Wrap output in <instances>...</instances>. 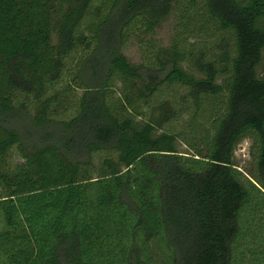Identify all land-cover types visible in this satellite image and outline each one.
<instances>
[{
  "label": "trees",
  "instance_id": "trees-1",
  "mask_svg": "<svg viewBox=\"0 0 264 264\" xmlns=\"http://www.w3.org/2000/svg\"><path fill=\"white\" fill-rule=\"evenodd\" d=\"M174 9L172 44L146 39ZM263 50L264 0H0V264H234L242 212L264 226ZM164 84L186 88L178 110L151 104Z\"/></svg>",
  "mask_w": 264,
  "mask_h": 264
},
{
  "label": "rangeland",
  "instance_id": "rangeland-1",
  "mask_svg": "<svg viewBox=\"0 0 264 264\" xmlns=\"http://www.w3.org/2000/svg\"><path fill=\"white\" fill-rule=\"evenodd\" d=\"M178 10L174 9L155 29V31L152 34H148L146 36V39H152L153 42L156 45L162 46V47H169L174 39L175 32H176V23H177V14ZM193 39H190V41ZM214 40V39H212ZM210 41V40H207ZM144 44L139 42V39L136 37H132L130 41L122 48L123 54L127 57L130 63L139 65L143 59H144ZM72 67V57L68 58L66 61V68ZM258 72L264 74V50L262 53V59L258 66ZM67 81V76L64 74L63 80L57 85V87L62 86ZM116 90L113 91V97L116 98L119 96V84L117 83L115 85ZM186 92V88L178 85V84H164L160 87V89L157 91V93L152 98L151 104L154 106L159 102H169L170 105L175 109L178 110L180 107L183 106V101L181 99V96L184 95ZM73 94H76L79 96L81 93L80 90H73ZM71 94V93H70ZM72 101L70 102V106L67 109L65 113H63L62 109L63 106L59 108L58 112L60 116H66L71 114L74 110V108H71L72 103L75 101L73 96H71ZM145 115L141 117H137L136 121L142 122L149 118L151 110L150 107H142ZM180 115V116H179ZM176 118L172 119L170 123H167L165 125V128H173V129H181L184 124V120L187 118V114H179V111H177ZM13 126H15L23 135V140L28 142L29 138H24V132L23 128L26 127L25 120L15 117L11 123ZM29 143H32L29 141ZM250 145L251 140L249 138L242 139L234 150V158L233 162L235 166L244 174L247 175L249 170L252 168V156L250 154ZM176 150L185 155H189L191 153V150L181 141L176 140L175 143ZM107 153L100 152L95 153L92 155V165L89 168L90 176L96 177L98 175L99 166L101 164V160L103 156H105ZM115 154V153H114ZM111 155H113L111 153ZM115 156V155H113ZM10 167L13 168L15 165L21 163L23 160L17 153V150L15 148H12L10 151L8 158H7ZM242 220H243V235L237 242V247L234 249V264H258L259 262H262L264 264V226L260 227L259 220L261 217L258 216V212H255V210H251L250 208L246 209L241 214ZM256 219V221H255ZM253 221V222H252ZM258 223V224H257ZM4 229V220L3 215L0 212V233ZM254 239L255 246L254 249L250 247L248 248L246 244L247 241H252ZM253 244V242H252ZM162 250L164 251V254H168V251L165 247L161 246ZM155 253L153 254L154 260H156V264L159 263L161 259V264L163 259L161 256L163 255V252L160 250H154ZM158 253V255H157ZM165 264H172V260L165 259Z\"/></svg>",
  "mask_w": 264,
  "mask_h": 264
}]
</instances>
